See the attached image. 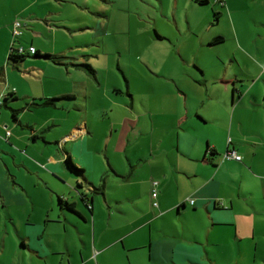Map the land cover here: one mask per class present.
I'll return each mask as SVG.
<instances>
[{"label": "crops", "instance_id": "crops-1", "mask_svg": "<svg viewBox=\"0 0 264 264\" xmlns=\"http://www.w3.org/2000/svg\"><path fill=\"white\" fill-rule=\"evenodd\" d=\"M66 1L0 0V101L7 106H0V200L9 208L18 205L22 219L18 223L9 212L15 232H9L7 262L217 264L221 251L227 255L223 264H235L227 254L234 240L260 251L264 55L222 53L225 69L210 85L197 61L193 67L199 75L192 81L179 72L166 76L138 54L136 60L151 69H135L130 62L122 67L123 54L119 48L107 50V30L99 23L93 27L97 37L84 46L101 52L95 62L85 63L94 69L91 74L75 66L84 64L74 63L83 61L80 56L69 57L68 20L54 10ZM200 1L233 22L226 14L232 0L176 3L187 8ZM17 19L22 35L13 39ZM224 40L216 36L209 46L214 49ZM51 42L62 49L49 50ZM30 46L41 55L67 57V65L33 56L17 67L11 63L13 49ZM131 46L130 41V57ZM175 46L174 53H181ZM47 99L58 101L39 104ZM229 151L242 161L225 159ZM67 159L82 172L69 169ZM152 180L160 183L158 209ZM60 200L74 204L76 212ZM146 228V234H138ZM73 236L82 245L71 246ZM6 248L4 240L0 264ZM257 258L245 263L264 264Z\"/></svg>", "mask_w": 264, "mask_h": 264}, {"label": "rangeland", "instance_id": "rangeland-1", "mask_svg": "<svg viewBox=\"0 0 264 264\" xmlns=\"http://www.w3.org/2000/svg\"><path fill=\"white\" fill-rule=\"evenodd\" d=\"M231 4L232 10L226 11V14L232 16L233 22L227 21L219 11L213 10L211 3L206 4L202 1L196 6L186 8L182 4L178 7L176 0H67L63 6L59 5L61 8L54 10L58 9L56 11L58 16L60 14V17L68 20L70 29L68 32L71 33L68 34L73 44L69 53L72 55L69 57L80 56L83 59L82 62L74 61L76 64L95 62L96 56L101 53L97 47H84L97 37L93 34V27L100 23L107 30L106 38L109 39L107 50L119 48L123 54L122 67L125 68L126 63L130 62L135 69L142 70L143 67L146 70L151 69L148 65L142 66L136 60L138 54L143 58V62L150 63L153 68H155L153 62L156 63L157 69L162 68L166 76L179 72L183 78L192 81L195 75H199L194 73L199 71L193 67V63L197 61L208 75L207 83L212 85L215 73L225 69V57L222 53H232L242 58L247 53L264 55V0H232ZM221 9L223 10L222 7ZM46 15H42L44 19L47 18ZM163 35L170 39H163ZM216 36H222L225 40L212 49L209 46L210 40ZM60 37L61 35L58 36V40L64 41V38ZM130 41L131 57L128 56ZM51 44L49 50H61L63 47L60 43ZM174 44L177 45L175 46L177 49L181 46V56L179 55L181 53H174ZM169 46L173 47L171 52ZM107 62L110 66V61ZM99 103H103L101 98ZM34 119L43 121L45 118L35 116ZM211 131V128L208 129V132ZM10 176L11 181H14L12 174ZM141 178L146 180L145 171L142 172ZM19 210L18 205L11 204L9 208L0 200V246H3L4 240L7 244L2 264H9L7 252L12 246L9 232H15L9 212H14L16 220L21 223L22 219H18ZM139 225L140 222L137 226ZM146 233L147 228L138 232L142 235ZM79 245H82L79 237H71V246ZM227 254L235 260V264L251 263L255 260L254 255H257L258 262H262L264 246L260 244V251L255 252L251 243L247 246L244 242L237 243L234 240L233 249ZM226 259L225 252H217V264H223Z\"/></svg>", "mask_w": 264, "mask_h": 264}, {"label": "trees", "instance_id": "trees-1", "mask_svg": "<svg viewBox=\"0 0 264 264\" xmlns=\"http://www.w3.org/2000/svg\"><path fill=\"white\" fill-rule=\"evenodd\" d=\"M204 2L206 3V1H202V3H204ZM16 21H18L20 23V25H21L20 28H19V33H20L19 35H15V22ZM16 21H14L13 25H12L13 26V28H12L13 39H17V38H19L22 35V31L21 30H22V27H23V23H22L21 20H18V19ZM220 39L221 38H218L217 41H219ZM30 47H32V46H30ZM27 56H33V57H37V58H44V59L50 60L53 63L58 64V65H67L65 62L68 59L67 57L56 56V55H41V54L38 53V51L36 49V54H34V55H31L30 53H26V54L14 53V55L13 54L11 55L9 60L11 61L12 64L16 65V67H17L18 64H20L21 62L25 61V58ZM75 66H77L78 68H84L87 72H89L91 74L94 73V69L90 65L83 64V65H75ZM15 92L16 91L13 90V93H15ZM9 96L13 97V95H9ZM67 98H69V97H67ZM6 99H8V98H5V100ZM56 101H58V99H47V100L41 101L39 104H42L43 106L49 107V106H54ZM2 104H3V106H5L4 103H2ZM36 104L37 103L35 102V100H33L32 101V107H34V105H36ZM5 107H7V106H5ZM15 112L19 113V111H15L14 110V113ZM15 118H16V116H15ZM66 163H67V166L69 167V169L73 170L74 172H80V173L82 172V170L77 168L70 161V159H67ZM155 182H157V185L155 184ZM159 185H160V183L158 181L152 180V194H153L154 190H156L157 193L159 192ZM157 198L156 199L153 198V207L156 208V209L159 208V204L157 202ZM60 203H61V205L65 206V209L67 211L76 212L75 205L70 203L69 201L60 200ZM87 207H88V205H87ZM91 208H92V206H89V209H91Z\"/></svg>", "mask_w": 264, "mask_h": 264}, {"label": "built area", "instance_id": "built-area-1", "mask_svg": "<svg viewBox=\"0 0 264 264\" xmlns=\"http://www.w3.org/2000/svg\"><path fill=\"white\" fill-rule=\"evenodd\" d=\"M216 1H220V0H216ZM20 23L18 21L15 22V35H19V28H20ZM13 52L17 53V54H26V53H30L31 55L36 54V48L35 47H29L27 49L20 47L18 49H13ZM2 105V101H0V106ZM11 136V132L7 131V136L6 139L9 138ZM225 159L227 160H236V161H241L242 157L240 155H238L235 151H229L224 155ZM155 184L157 185V182H155ZM152 197L154 199H156L158 197V193L156 192V190L153 191ZM191 203L193 204L194 201H191Z\"/></svg>", "mask_w": 264, "mask_h": 264}]
</instances>
